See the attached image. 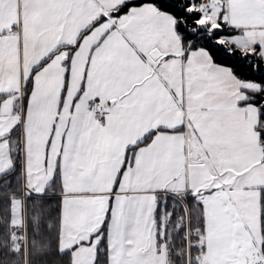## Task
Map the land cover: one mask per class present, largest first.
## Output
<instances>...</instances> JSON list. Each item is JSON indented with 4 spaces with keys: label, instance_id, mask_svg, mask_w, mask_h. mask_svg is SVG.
<instances>
[{
    "label": "snow or ice",
    "instance_id": "snow-or-ice-1",
    "mask_svg": "<svg viewBox=\"0 0 264 264\" xmlns=\"http://www.w3.org/2000/svg\"><path fill=\"white\" fill-rule=\"evenodd\" d=\"M0 264H264V0H0Z\"/></svg>",
    "mask_w": 264,
    "mask_h": 264
}]
</instances>
